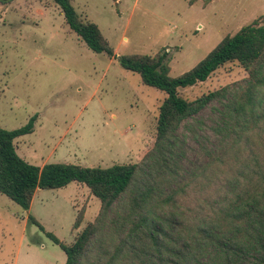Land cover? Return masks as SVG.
<instances>
[{"label": "rangeland", "instance_id": "rangeland-1", "mask_svg": "<svg viewBox=\"0 0 264 264\" xmlns=\"http://www.w3.org/2000/svg\"><path fill=\"white\" fill-rule=\"evenodd\" d=\"M70 1L82 21L99 28L113 57L92 52L52 0L0 5V128L18 129L36 116L33 132L13 144L22 160L39 168L140 164L152 150L165 93L142 84L117 57L165 53L169 74L176 77L244 25L254 20L264 25V0H212L206 5L203 0L194 5L187 0ZM246 77L238 64L230 63L206 81L178 91L188 101L218 93L174 132L178 181L227 143L229 106ZM99 209V201L78 183L37 190L28 210L0 194V264H64V252L46 233L70 244ZM77 214L81 223L72 229ZM105 233L109 241L108 224ZM210 260L209 251H201L190 264Z\"/></svg>", "mask_w": 264, "mask_h": 264}, {"label": "trees", "instance_id": "trees-1", "mask_svg": "<svg viewBox=\"0 0 264 264\" xmlns=\"http://www.w3.org/2000/svg\"><path fill=\"white\" fill-rule=\"evenodd\" d=\"M13 1L0 0V5ZM52 1L92 52L113 57L99 28L82 21L70 0ZM211 1L203 0L205 5ZM117 62L138 74L142 84L165 93L157 110L154 146L144 161L106 168L30 165L17 155L13 141L33 132V116L18 129L0 128V194L28 210L37 190H56L70 183L89 190L100 203L95 220L70 244L46 233L64 252V264H190L201 251H209L208 264H264V25L256 20L244 25L176 77L169 74L165 53L121 55ZM230 63L238 64L247 77L239 82L229 106L227 143L178 181L174 132L218 94L188 101L178 91L206 81ZM80 223L77 214L72 229Z\"/></svg>", "mask_w": 264, "mask_h": 264}, {"label": "crops", "instance_id": "crops-1", "mask_svg": "<svg viewBox=\"0 0 264 264\" xmlns=\"http://www.w3.org/2000/svg\"><path fill=\"white\" fill-rule=\"evenodd\" d=\"M33 199V198H32ZM31 203H32V201H31Z\"/></svg>", "mask_w": 264, "mask_h": 264}]
</instances>
